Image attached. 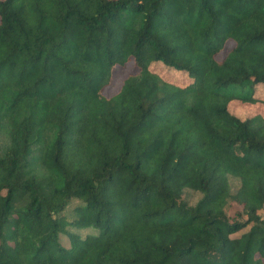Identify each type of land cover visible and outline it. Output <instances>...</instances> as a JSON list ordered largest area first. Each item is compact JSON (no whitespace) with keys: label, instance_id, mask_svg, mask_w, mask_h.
Here are the masks:
<instances>
[{"label":"trees","instance_id":"obj_1","mask_svg":"<svg viewBox=\"0 0 264 264\" xmlns=\"http://www.w3.org/2000/svg\"><path fill=\"white\" fill-rule=\"evenodd\" d=\"M259 84L264 0H0V264H264Z\"/></svg>","mask_w":264,"mask_h":264},{"label":"rangeland","instance_id":"obj_2","mask_svg":"<svg viewBox=\"0 0 264 264\" xmlns=\"http://www.w3.org/2000/svg\"><path fill=\"white\" fill-rule=\"evenodd\" d=\"M229 45V42H227V46ZM130 68V64H127L124 67H115L109 85H107L103 90V93L106 96H110L117 91L122 79L129 72ZM151 68L152 70L159 72L161 75H171V80L174 82H179L180 84L185 82L187 83V77L185 75L178 72H168V70L164 69V67H162L159 63L152 64ZM253 97L256 99V101L252 103L241 102L239 100L230 101L228 105L229 111L240 119L249 118L256 114L264 117V85H257Z\"/></svg>","mask_w":264,"mask_h":264}]
</instances>
